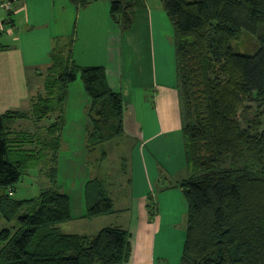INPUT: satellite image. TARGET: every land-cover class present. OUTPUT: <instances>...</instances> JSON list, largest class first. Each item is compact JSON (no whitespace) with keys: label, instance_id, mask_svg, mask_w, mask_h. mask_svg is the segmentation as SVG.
I'll return each mask as SVG.
<instances>
[{"label":"trees","instance_id":"obj_1","mask_svg":"<svg viewBox=\"0 0 264 264\" xmlns=\"http://www.w3.org/2000/svg\"><path fill=\"white\" fill-rule=\"evenodd\" d=\"M71 1L86 7L93 0ZM162 2L174 28L188 170L187 177L168 182L180 186L188 202L180 264H264V0ZM141 4L109 0L110 21L122 32L130 30ZM244 32L255 37L252 53L233 45ZM73 43L72 36L56 39L28 109L0 114V217L7 223L0 230V264H125L131 257V233L121 226L92 235L66 233L59 226L73 218L71 199L58 184L69 85L80 78L90 100L85 108V151L94 172L85 184L89 218L115 212L111 175L103 166L111 156L109 142L126 135L121 91L110 86L104 66L78 64ZM17 120L34 128L17 129ZM121 165L126 174L127 165ZM31 168L48 185L37 196L14 199L16 184ZM148 196L153 218L156 203Z\"/></svg>","mask_w":264,"mask_h":264},{"label":"crops","instance_id":"obj_2","mask_svg":"<svg viewBox=\"0 0 264 264\" xmlns=\"http://www.w3.org/2000/svg\"><path fill=\"white\" fill-rule=\"evenodd\" d=\"M108 8L109 0H93L86 7L71 0H11L9 8L0 7V114L25 109L40 87L54 41L72 36L76 62L104 66L110 86L121 91L125 131L136 141L126 156L127 173L118 183L108 181L115 212L87 217L85 184L94 174L85 162V108L90 100L83 83L69 85L58 184L67 187L63 191L71 199L73 218L59 226L78 233L75 229L88 231L91 220L121 216L112 226L131 233L132 252L125 264H180L188 202L183 189L168 182L187 177L188 170L174 28L162 0H142L125 32L110 21ZM34 27H42L43 40H35ZM148 195L156 203L153 218L148 216Z\"/></svg>","mask_w":264,"mask_h":264},{"label":"rangeland","instance_id":"obj_3","mask_svg":"<svg viewBox=\"0 0 264 264\" xmlns=\"http://www.w3.org/2000/svg\"><path fill=\"white\" fill-rule=\"evenodd\" d=\"M9 1L11 2V0H9ZM27 29L31 30L28 27H27ZM27 29L25 27V30H27ZM32 31H35L34 32L36 35L35 40H37V41L43 40L44 31L42 30V27H34ZM68 36L67 37L65 36V38H68ZM54 44H55V41H54ZM233 45L237 51L252 53L253 51H251V50H254L256 47L255 37L253 34H251L249 32H244L241 40L234 41ZM246 49H248V50H246ZM43 73H45L44 70H43ZM42 81L43 80L41 77L40 81H39L40 87H42ZM81 81L82 80L80 78H77L75 80V84H73V87H75V85H77V83H82ZM31 82H34L33 78H31ZM29 105H30V97L28 99L27 106H25V109H28ZM263 121H264V117H263ZM15 127L17 129H26V128L32 129V128H34L33 125L31 124V122L26 121V120H17L15 122ZM135 141H136V139L134 136H131L130 134L126 133V135L124 137L109 142L108 146H109V149L111 150L109 152L111 156L109 155L110 156L109 159L107 160V162L106 161L104 162V166H103V169L108 170L110 175H111L110 179L108 180L109 182L112 181V183H114V184L118 183L120 181V179L122 178V176L124 175V173L121 170V166H122L121 164L123 163L124 165L125 164L128 165V160L121 161V157L127 156V153L129 152L130 148L135 143ZM113 153H115V154H113ZM85 162L87 164V157L85 159ZM47 185H48V179L43 175H39V172L36 168H31V169H29V172L24 174L23 177L21 178V180L16 184L15 190L12 192V197L14 199H26V198H31V197L37 196L39 194L40 190L42 188L46 187ZM65 188H67L66 185H63L62 190H64ZM115 189L116 188L111 189V194H113L114 198L117 196V192L115 193ZM123 190H126V188H123ZM153 205L154 204L152 203V207H153ZM147 209H148V207H147ZM148 213H149V210H148ZM148 216H150V215H148ZM120 218H121V216H104L103 218H100L101 220H98V221L97 220H91L93 225H92V227L90 226L87 229L88 231H83V230H85L84 227H83V229L80 228V229H75V230L78 233L88 232L91 234H95L103 226H106L108 224H111V225L117 224V222H119L121 220ZM6 226H7V223L5 222V220L3 218L0 217V230ZM185 226H186V221H185Z\"/></svg>","mask_w":264,"mask_h":264},{"label":"built area","instance_id":"obj_4","mask_svg":"<svg viewBox=\"0 0 264 264\" xmlns=\"http://www.w3.org/2000/svg\"><path fill=\"white\" fill-rule=\"evenodd\" d=\"M10 4H11V2H10L9 0H7V1H2V2L0 3V7L9 8V7H10Z\"/></svg>","mask_w":264,"mask_h":264}]
</instances>
